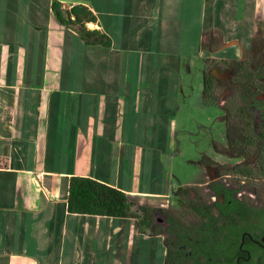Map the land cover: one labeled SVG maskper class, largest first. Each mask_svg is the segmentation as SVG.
I'll return each mask as SVG.
<instances>
[{"label":"crops","instance_id":"0c3cea01","mask_svg":"<svg viewBox=\"0 0 264 264\" xmlns=\"http://www.w3.org/2000/svg\"><path fill=\"white\" fill-rule=\"evenodd\" d=\"M58 3L89 9L87 29L110 45L62 25ZM259 41L264 0H0V264H165L163 234L138 218L69 213L70 179L151 213L203 187L194 168L209 186L216 173L197 163L212 158H189L179 136L193 114L185 76Z\"/></svg>","mask_w":264,"mask_h":264},{"label":"trees","instance_id":"16d2710c","mask_svg":"<svg viewBox=\"0 0 264 264\" xmlns=\"http://www.w3.org/2000/svg\"><path fill=\"white\" fill-rule=\"evenodd\" d=\"M54 11L58 21L62 25L66 27H79L78 30L81 39L87 45H110V39L106 35H102L98 31H90L87 29V24L94 23L96 18L86 7L75 6L71 10L64 11L61 5L58 3L54 6ZM202 47L204 49L212 50V44L210 43L205 42L202 44ZM211 63L212 66H210L207 71H202V101L205 106L214 107L211 104L207 105L206 102L210 99V97H212L218 86L224 82L227 85L235 84L238 87L241 103L245 104L246 106H239L237 110L234 111V116H236V118H241L243 115L246 116L248 113L250 120H252V109L255 108L260 112L264 110V100L259 99V94L254 89V81H260L264 83L263 62L249 60L247 55H245L241 60H211L210 64ZM228 71L231 72L229 80L226 81L228 83L225 81L222 82L218 78L217 74L222 75ZM231 117L232 113L230 111L226 112L223 117L224 123H226V142L230 153L234 154L236 158L245 159L247 157L248 149L252 148V146H254L256 143L260 142L261 146L264 147V131L259 133L256 132L253 123H251L245 125L242 134H240L241 132H238L236 128L232 129L230 126L229 121ZM198 165L200 167L215 168L218 166V163L206 156H203ZM235 170L238 174H246L242 166H237ZM191 189L192 188H179V190L176 191L175 196L181 197V193L185 192L190 200V203L189 201L187 202L189 204L188 206L192 207L195 212L207 220V226L209 227L210 225L209 228L213 230L218 228L217 223L221 219L220 216L226 210L229 203H239V201H236L235 199V194L238 193L239 189H232L222 181L216 180L209 184V189L215 195H217V197H224V203L217 201L215 206H210L207 203L204 204L192 199ZM216 209L221 212L220 216L216 217L214 215V210ZM68 211L69 213L73 214L98 215L112 218L136 217L140 220V224L149 227V215L152 210L130 201L125 193L114 187L98 182L91 178L72 177L69 183ZM177 225H179L178 222ZM153 233L161 234L162 232L160 230H156ZM207 235L209 237L213 236V234L210 232H208ZM201 244L206 245L203 240L199 241L198 246ZM178 245H180V243ZM195 250L199 251V247L195 248ZM178 258V254H175L173 261L177 263Z\"/></svg>","mask_w":264,"mask_h":264},{"label":"rangeland","instance_id":"374dc122","mask_svg":"<svg viewBox=\"0 0 264 264\" xmlns=\"http://www.w3.org/2000/svg\"><path fill=\"white\" fill-rule=\"evenodd\" d=\"M246 55L249 60L264 63V42H256L253 50L249 51ZM206 56H208V53H206ZM210 61L211 60H205V65L201 63V60L196 61L194 66H192L191 73L185 76L186 91L188 87L190 88L186 94L189 93L188 95H193L192 98L186 99V103L190 104L188 107L193 109V114L190 115L191 123H189L190 127L187 132H179V136L186 137L185 149L189 153V158L197 159L200 158L201 155L206 154L212 158V160L217 161L218 166L213 169L211 168V170L216 173L213 181H222L232 189H239L238 193H243V191H245L247 194L256 195L258 199H261L264 193V147L258 142L252 146V148L248 149L245 159L236 158L234 154L229 152L227 147L225 134L226 123H224L223 117L226 112L230 111L232 113V117L229 121L230 126L232 129L236 128L238 132H241L240 134H242L245 125L251 123H253L256 132L259 133L264 131V110L260 112L255 108L252 109V120H250L248 113L241 118H236V116H234V111H236L239 106H245V104L241 103L238 87L235 84H229V86L223 82L229 80L231 74L229 71L222 75L217 74L218 78L223 83L218 86L215 93L206 102L207 105L211 104L214 107H202V71H207L209 67L212 66ZM188 81L190 82L188 83ZM254 84V89L259 94V99L264 100V83L254 81ZM192 118H195V121L198 119L201 120H198V123H196L195 121L192 122ZM237 166H242L246 174H238L235 170ZM194 171L192 181L194 183H203L204 185L203 187H193L191 189L192 199L204 204L212 203L213 200L211 196H213V194L208 191L209 186H206L207 183H209V177L207 175L205 177L203 171L199 168H194ZM173 174L174 172L172 175ZM204 182H206V185ZM178 190L179 188L176 191ZM247 194L244 197L246 199H252L248 197ZM253 200L255 201L256 199ZM188 201L190 203L187 194L182 192L181 197L175 196L174 204L171 209L179 213L180 206H182V204L189 205L187 203ZM181 215H179V217H182Z\"/></svg>","mask_w":264,"mask_h":264},{"label":"flooded vegetation","instance_id":"af4514ba","mask_svg":"<svg viewBox=\"0 0 264 264\" xmlns=\"http://www.w3.org/2000/svg\"><path fill=\"white\" fill-rule=\"evenodd\" d=\"M208 191L213 194L210 206L217 201L224 203L223 196ZM246 194L236 193L239 203H229L222 215L214 210L216 217L221 215L215 230L188 205L180 206L181 213L172 209H155L150 213V230H160L164 237L165 264H174L175 254L179 256L175 264H264V193L261 199L253 194H247L252 199H246ZM208 232L213 236L209 237ZM201 240L206 245L198 246ZM197 247L199 251L195 250Z\"/></svg>","mask_w":264,"mask_h":264}]
</instances>
